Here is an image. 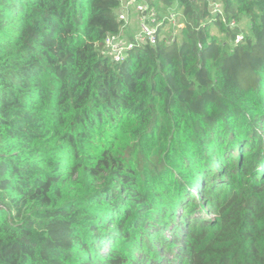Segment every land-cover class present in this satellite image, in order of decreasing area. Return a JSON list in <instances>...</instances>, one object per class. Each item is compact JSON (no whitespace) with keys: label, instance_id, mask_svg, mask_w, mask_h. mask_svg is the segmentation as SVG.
Instances as JSON below:
<instances>
[{"label":"trees","instance_id":"trees-1","mask_svg":"<svg viewBox=\"0 0 264 264\" xmlns=\"http://www.w3.org/2000/svg\"><path fill=\"white\" fill-rule=\"evenodd\" d=\"M146 1L116 62L121 0H0V264H264V0Z\"/></svg>","mask_w":264,"mask_h":264},{"label":"built area","instance_id":"built-area-1","mask_svg":"<svg viewBox=\"0 0 264 264\" xmlns=\"http://www.w3.org/2000/svg\"><path fill=\"white\" fill-rule=\"evenodd\" d=\"M209 4L213 16L221 17L228 27L240 26L236 19L227 20L221 0H209ZM117 16L121 22L120 31L109 34L103 48V53L116 62L126 60L131 51L144 45L155 44L162 39L175 41L179 30L186 24L181 9L159 10L146 0H121ZM243 37V32L238 33L235 43ZM199 45L202 46L201 43Z\"/></svg>","mask_w":264,"mask_h":264},{"label":"rangeland","instance_id":"rangeland-1","mask_svg":"<svg viewBox=\"0 0 264 264\" xmlns=\"http://www.w3.org/2000/svg\"><path fill=\"white\" fill-rule=\"evenodd\" d=\"M241 26L243 28V32L245 33L249 29L250 21L249 18L241 14L240 17ZM211 35L215 36L218 39V42L221 44L223 50L230 49L231 43L230 38L227 32H223L218 25L212 26ZM179 39V40H178ZM177 40L180 42L182 39L179 37Z\"/></svg>","mask_w":264,"mask_h":264}]
</instances>
